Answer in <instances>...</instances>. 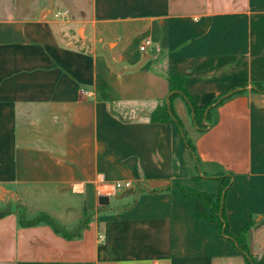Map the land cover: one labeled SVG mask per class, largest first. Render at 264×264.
Segmentation results:
<instances>
[{
    "label": "crops",
    "instance_id": "crops-1",
    "mask_svg": "<svg viewBox=\"0 0 264 264\" xmlns=\"http://www.w3.org/2000/svg\"><path fill=\"white\" fill-rule=\"evenodd\" d=\"M23 1L32 15L0 17V207L65 227L93 215L66 240L19 226L13 211L0 218V264H246L216 222L197 219L203 203L173 186L213 194L221 174L231 176L229 232L254 221L245 240L264 255V92L254 90L264 87V0ZM58 10L68 18L55 20ZM169 70L197 105L225 94L206 129L180 96L181 131L149 120ZM126 181L133 194L116 199Z\"/></svg>",
    "mask_w": 264,
    "mask_h": 264
},
{
    "label": "trees",
    "instance_id": "trees-1",
    "mask_svg": "<svg viewBox=\"0 0 264 264\" xmlns=\"http://www.w3.org/2000/svg\"><path fill=\"white\" fill-rule=\"evenodd\" d=\"M166 78L168 83L169 95L163 102V104L158 106L154 111L150 113L149 120L153 123H165L169 120H173L177 129L181 131L180 120L175 115L172 107L173 100L176 97L180 96L183 98L187 107V111L191 115L197 129H206L204 123L209 121V108L212 105L220 104L223 101V97H225V94L218 96L207 105H197L184 87L186 77L183 74L169 70L166 73ZM254 87V90L264 92V87L261 84L256 83L254 84ZM96 89L99 92L100 98L111 104V99L108 95L106 84L104 82H100ZM244 92L245 90L233 91L231 95ZM183 136L185 139V144L194 154L193 145L185 137L184 133ZM198 180L199 177L193 178V181ZM216 181L219 183V186L217 191L213 194L199 192L177 183H175L173 186L180 188L182 198L187 199L190 197H196L203 203L206 210L209 211V214L205 211L199 212L196 215L197 219H203L208 222H216L218 231L221 236L230 240L232 244L241 252L246 264H264V255L255 256L251 254L245 240V234L253 225L254 221H249V223L245 225L236 235L231 234L228 230L222 199L225 195V191L231 183V176L221 174L217 177ZM13 211L17 213L19 226L31 227L43 224L49 226L55 234L61 236L66 240L79 238L82 231L88 227L93 215L92 213L84 211L82 217L73 226L65 227L47 214L39 213L34 215L33 217H28L26 215L25 209L21 205L16 204L14 209H12L11 204H6L3 208H0V218L11 214Z\"/></svg>",
    "mask_w": 264,
    "mask_h": 264
},
{
    "label": "rangeland",
    "instance_id": "rangeland-1",
    "mask_svg": "<svg viewBox=\"0 0 264 264\" xmlns=\"http://www.w3.org/2000/svg\"><path fill=\"white\" fill-rule=\"evenodd\" d=\"M23 2H24L23 0H0V17L6 16V14L12 15L16 13L18 10L21 11L23 16L32 15L35 8L32 11L25 12L22 5ZM34 2H35L34 4L36 5L39 2V0H35ZM80 34H82V31H80ZM4 206H1L0 208H3ZM14 207L15 205L13 206V208Z\"/></svg>",
    "mask_w": 264,
    "mask_h": 264
},
{
    "label": "built area",
    "instance_id": "built-area-1",
    "mask_svg": "<svg viewBox=\"0 0 264 264\" xmlns=\"http://www.w3.org/2000/svg\"><path fill=\"white\" fill-rule=\"evenodd\" d=\"M68 16H69V12H68V10H58V11L54 12V14H53V18H54L55 20H61V21L66 20V19L68 18ZM149 45H150V41H149V40H144V41L140 44V46H139V50H140L141 52H144V51L147 49V47H148ZM82 93L84 94L85 92H82ZM114 187H115L116 189L122 191V190H125V189H127V188H130V187H132V186H131V183H130V182L126 181V182L115 183V184H114ZM97 239H98L99 242L103 241V239H104L103 234H99Z\"/></svg>",
    "mask_w": 264,
    "mask_h": 264
},
{
    "label": "water",
    "instance_id": "water-1",
    "mask_svg": "<svg viewBox=\"0 0 264 264\" xmlns=\"http://www.w3.org/2000/svg\"><path fill=\"white\" fill-rule=\"evenodd\" d=\"M133 191H134L133 187L127 188L125 190H122L119 194H117L115 196V198L120 200V199L129 197V196H131L133 194ZM98 202L101 205H105V204L108 203V197L107 196H99Z\"/></svg>",
    "mask_w": 264,
    "mask_h": 264
}]
</instances>
